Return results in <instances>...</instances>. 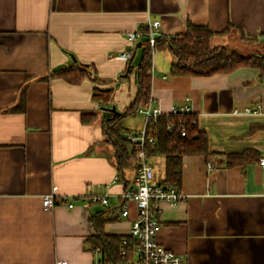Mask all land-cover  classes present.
<instances>
[{
	"label": "crops",
	"instance_id": "0c3cea01",
	"mask_svg": "<svg viewBox=\"0 0 264 264\" xmlns=\"http://www.w3.org/2000/svg\"><path fill=\"white\" fill-rule=\"evenodd\" d=\"M155 21L157 37L185 34L188 23L214 32L232 26L237 43L255 39L250 51L264 55V0H0V264H98L100 255L86 239L99 213L111 219L106 233L129 234L137 209L131 203L124 218L118 207L135 172L126 171V186L103 125L111 115L107 108L124 113L136 95L135 74L128 75L129 63L118 58L132 49L128 34ZM228 35L213 44L226 45ZM134 51L136 69L142 49ZM171 62L168 52L153 54L157 106L168 113L188 105L210 152L263 154L264 72L245 67L171 77ZM82 65L111 84L90 78L72 84L57 76ZM97 88L113 89L109 107L93 101ZM23 92L25 110L11 111ZM89 114L97 117L85 122ZM151 161L154 182L163 183L165 158ZM53 187L74 207L45 209ZM180 189L185 200L162 205L159 243L183 255L185 264H264V171L258 163L228 168L218 159L189 156ZM91 195L108 196V206L91 202Z\"/></svg>",
	"mask_w": 264,
	"mask_h": 264
},
{
	"label": "trees",
	"instance_id": "16d2710c",
	"mask_svg": "<svg viewBox=\"0 0 264 264\" xmlns=\"http://www.w3.org/2000/svg\"><path fill=\"white\" fill-rule=\"evenodd\" d=\"M233 28H227L223 32H214L206 26L188 23L187 32L174 37H157L155 47L152 49L145 36L141 39L142 56L138 67L127 69L128 75L135 74L137 85L136 95L132 106L124 113L113 114L105 120L103 134L114 148L116 166L125 185V173L132 169L135 172L136 150L125 137L127 131L125 121L128 117L138 114L141 104L147 103L151 98V81L153 69V54L155 52H168L172 56L170 66L171 77H208L215 74H228L239 68H258L264 72V55L258 52L246 50L247 55L238 49H229L226 46L213 44L215 37L229 34ZM143 29V28H142ZM145 31V30H144ZM241 35H245L241 32ZM245 38V37H244ZM243 38V39H244ZM248 43L255 39L246 38ZM129 63V62H128ZM129 65V64H128ZM94 69L90 66L72 67L62 71L57 76L67 82L78 84L86 78L95 82H101L94 77ZM103 85L111 84V81L101 82ZM93 95V101L103 107H109L113 100V89L97 88ZM25 110V94H21L19 105L11 111ZM88 116V117H87ZM95 114L83 115V120H95ZM148 134H151L156 143L148 146L146 151L150 158L163 156L165 158V180L179 188L182 185L184 161L189 156H199L207 162L221 160L225 166H246L258 163L260 154L256 151H246L241 154H224L210 152L207 135L199 128L197 115L193 113L177 116H160L152 119L148 124ZM184 133V135H183ZM111 219L99 213L90 219L95 233L86 239L91 250L100 255L98 264H124L126 258L121 255L123 240L132 241L129 234L117 235L105 232V225Z\"/></svg>",
	"mask_w": 264,
	"mask_h": 264
},
{
	"label": "built area",
	"instance_id": "2783aa9c",
	"mask_svg": "<svg viewBox=\"0 0 264 264\" xmlns=\"http://www.w3.org/2000/svg\"><path fill=\"white\" fill-rule=\"evenodd\" d=\"M159 21L148 23L143 29L128 34V40L132 45L129 52L118 55V58L129 62L136 48L138 40L143 37L148 38V43L153 49L156 44L157 29ZM145 30V31H144ZM186 101H189L186 98ZM247 113H257V110L247 109ZM191 113L188 105L174 106L168 113L163 112L157 101L150 98L147 103L141 104L138 114L144 118V126L139 132L126 131L125 137L130 141L136 150L135 154V175L132 186L121 194V204L118 207L120 215L129 217L130 204H134L137 209V219L131 226L129 235L132 241L123 240L121 255L126 258L124 264H185L184 256L176 253L172 249L162 245L157 240L160 229V217L164 204L176 206L186 199L181 189L170 183H155V173L151 158L147 154V147L154 146L155 138L148 134V124L152 119L160 116H177ZM184 135V133H183ZM259 166L264 171V152L260 157ZM211 167V164H208ZM69 196L59 195L57 188L53 187L52 192L43 199V206L47 210L55 208L57 205L73 208V203L69 202ZM90 201L103 206H108V196L91 195ZM53 264H68L67 261H56Z\"/></svg>",
	"mask_w": 264,
	"mask_h": 264
},
{
	"label": "rangeland",
	"instance_id": "374dc122",
	"mask_svg": "<svg viewBox=\"0 0 264 264\" xmlns=\"http://www.w3.org/2000/svg\"><path fill=\"white\" fill-rule=\"evenodd\" d=\"M229 34L230 35H228V40H227L228 43L226 45H220V46H226L229 49H236V50L239 49L244 55H247L248 53L246 50H251L253 47H255L253 43H247V42L237 43L234 39V37L238 38L239 36L237 32L231 31ZM125 125L131 132L132 131L139 132L144 126L143 116L141 114H137L135 117H132V116L128 117L126 119Z\"/></svg>",
	"mask_w": 264,
	"mask_h": 264
},
{
	"label": "water",
	"instance_id": "95a60500",
	"mask_svg": "<svg viewBox=\"0 0 264 264\" xmlns=\"http://www.w3.org/2000/svg\"><path fill=\"white\" fill-rule=\"evenodd\" d=\"M141 46H142V42H138L136 44V49L141 48ZM134 56H135V51H134L132 57L129 60L128 69L133 68L132 61H133ZM106 110L109 111V112H111V113H113V114H118L119 113V112H117L115 106H113L112 108H107Z\"/></svg>",
	"mask_w": 264,
	"mask_h": 264
}]
</instances>
